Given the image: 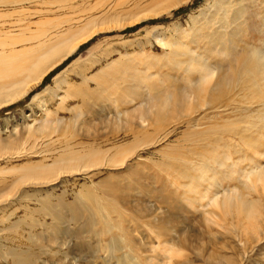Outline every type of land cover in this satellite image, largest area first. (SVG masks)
<instances>
[{
  "label": "rangeland",
  "instance_id": "rangeland-1",
  "mask_svg": "<svg viewBox=\"0 0 264 264\" xmlns=\"http://www.w3.org/2000/svg\"><path fill=\"white\" fill-rule=\"evenodd\" d=\"M117 14L125 18L122 26L112 22ZM130 16L137 18L135 26L129 25ZM92 19L112 23L95 28L92 38L33 91L0 109L2 142L27 129L40 134L45 125L59 124L50 136L31 138L22 151L0 158V264H127L133 254L142 264H170L168 251L177 249L178 239L186 240L188 257L174 264H218L208 255L221 253L225 244L234 247L222 252L227 259L264 264V219L259 239L249 243L242 259L238 251L243 245L227 229L228 221L208 222L214 210L198 199L207 191L222 194L236 188L242 193L244 174L264 167V102L252 99L247 85L239 83L228 96L212 92L223 101L193 114L177 113L161 130L149 125L161 95L173 92L182 102L190 94L187 79L200 78L189 67L194 54L216 68L215 89L237 57L249 49L264 52V0L0 1V42H8L0 45V54L54 42ZM38 32H45L40 40L24 42ZM133 56L147 81L135 90L133 80H112L109 85L118 83L121 89L111 85L104 102L96 91L97 75ZM134 91L133 99L125 96ZM140 110L145 120L136 116ZM22 115L25 120H18ZM127 115L133 117L130 125L124 124ZM66 123H73L75 137L61 132ZM143 138L150 140L141 144ZM120 147L130 149L115 162ZM92 150L107 151L97 165L50 180L15 182L26 169ZM6 193L11 194L7 199ZM80 255L84 258L78 261Z\"/></svg>",
  "mask_w": 264,
  "mask_h": 264
},
{
  "label": "bare ground",
  "instance_id": "bare-ground-1",
  "mask_svg": "<svg viewBox=\"0 0 264 264\" xmlns=\"http://www.w3.org/2000/svg\"><path fill=\"white\" fill-rule=\"evenodd\" d=\"M0 1L7 2L8 0H0ZM160 12L161 11H159V13ZM129 18L132 19L134 17L130 16ZM123 19L125 18L122 17L120 14H117V16L112 18V22L113 20H116V24L119 23L120 26H122L123 23H125L123 22L124 21ZM136 19H132V21L130 20L131 22L129 23V25L135 26L136 25L135 22L137 21ZM109 22L112 23L110 19L103 20L101 22L100 21L97 22V19H92L86 21L84 24L80 26L78 25L76 29L68 30L63 36H61L59 39H56V41L54 42L40 43V45H38L37 47L35 46V48L30 47V49L28 50L24 49V51L23 50L13 51L8 55L0 54V109L5 106L11 105L15 101L23 98L28 94L29 91H33L31 90V88H34L36 85L40 84L43 78L47 76L50 72H52L54 69H56L58 66H60V64H62V62L66 60L68 56H70L74 51L77 50V48L81 43L83 44L92 38L93 33L95 34L96 32L95 28H97L98 26L106 25ZM99 28H103V27H99ZM44 34L45 32L34 33L28 39L24 40V42L32 39L40 40ZM157 41L161 43L163 46L166 47L170 46V44L165 39L158 37ZM214 41L216 43L217 39H214ZM218 43L219 40L217 44ZM5 44H8V42H0L1 46H5ZM12 45H16V43ZM173 46H175L174 43ZM175 47L172 48L175 49ZM187 51H185V53H187ZM182 56H184V54H182ZM221 56L227 57V54L223 53L221 54ZM203 57H207V56H203ZM123 60L115 61V63L119 62V65H112L110 68L102 70V73L100 72L101 73L100 75H97L99 81H98V88H96V91L100 95V98L104 100V102L108 98L104 96V93L111 85L115 87L112 88V90L118 91V88L121 89V87L118 86V83L113 82V84L109 85V83L112 80L116 81L124 78V80H122L123 83L133 80L137 85L135 90H137L139 86H141L142 82L147 81V78H144L145 75L143 74V72L138 70V65L136 64V61L138 62V59L135 58V56H133L132 60L129 59L130 62H127L128 60L127 61L125 60L123 61ZM235 60L236 61L232 64V68H231L232 71L230 72V75L225 74L219 77L221 86H218L214 89L215 83L217 82V80L215 81V75H217L216 68L215 67L212 68L211 66H208L200 55L194 54V56L190 57V59L188 60L190 70L196 73L198 71L200 78L198 77L199 79H197L196 82L192 80L193 78L187 79V82L190 85L189 88L187 87L186 88L188 89V93L190 92V94L185 93L182 102L178 98L173 96V92H166L165 94L161 95V98L156 100L158 101L159 105L155 110L151 112L153 120L149 122V125L153 126L155 130H161L165 125L171 123L170 120L175 114L181 112L193 114L198 110V108L201 109L207 104H216L219 101H221L223 98H225V97L215 96L212 93L213 91H217L221 95L228 96L229 93L231 92L233 93V91L235 90V86H237V84L239 83L241 84V86L243 84L247 85L245 87L249 89L251 93V97H253L252 99H256L257 101L264 102V52H260L256 49H249L245 55H241L237 57ZM220 68H223V66L220 65ZM137 79H141V80L137 82L136 81ZM125 80L128 81L124 82ZM228 84L233 85L234 88L227 90L226 86ZM40 94L41 93H38L37 97H35L34 99L39 100L38 96ZM135 94H136L135 91L126 92L125 96L133 99ZM121 96H124V93H122ZM231 100H233V98ZM128 115L127 117H125L126 120V122L124 123L125 125L126 124L130 125L131 122L130 119L133 118ZM117 116H119L118 118H120V120L124 118V115L121 112ZM136 116H138L142 120H145L147 114L144 110H140L136 113ZM18 120L24 121L25 115L20 116ZM5 121L8 122L9 118H7ZM249 121H251L250 118H248V123ZM44 128L45 130L40 129V134L39 133L37 134L36 131L33 129H27L25 131L20 132L18 136L14 139L12 138L10 139L9 137L7 141L4 140L5 142H2L0 140V158H2V156H5L7 154H12L13 152L15 153L19 150L22 151L25 148L24 146L31 138L33 140L34 139L37 140L42 135L50 136L57 129H59V124L54 125L52 123H49L45 125ZM60 129L62 133H65V135L70 134L71 138L75 137L76 131L74 130L75 128L73 126V123H66V125L64 124V126H61ZM261 132L262 131H260V133ZM149 140L150 139H146V138L139 139L141 144L143 143L146 144ZM120 148L118 152H116V154L113 156V158L116 159L115 162L118 159L119 160L124 159V156L127 154L128 150L130 149V148H121V149ZM133 148L134 147H132V149ZM106 154L107 151H103V150L100 151L92 150L88 155L76 153L75 151L69 152L64 156L60 157L59 160H56V162L52 166H40L37 168L26 169L22 173V175L18 176L15 179V182L21 185L30 179L50 180L52 176L58 175L60 173H68V172L71 173L77 171L81 167H89L91 165H97L100 163V161L103 160ZM218 157L219 156H217V158ZM113 158L111 159L112 161ZM187 172L189 171L187 170ZM202 173L207 174L206 172H202ZM187 174L189 175V173ZM187 174H185V176H187ZM244 176L246 177L245 179L247 180L246 183L244 184L245 189L242 193H238L236 191L237 190L236 188L234 190H226L222 194H219L217 192L213 194L211 193L208 194L207 191L205 194L202 193V195H200L201 198H198V199H202V201L204 200L205 201L204 205L205 204L209 205L214 210V213L212 212L208 213V219H207L208 222H211L214 225L216 224L217 226V223H219L220 218L228 221L227 229L231 234H233L236 238H238L239 243L243 245V248H240V251H238V254L242 259L243 256L248 253L249 243H251L253 239L255 240L259 239L258 230L259 227L262 226V221L264 219V204H263V200L261 199L264 196V167L260 166L255 171L253 172L251 171V173L244 174ZM215 179L216 178H212L211 180L214 182ZM6 195H7L6 197L7 199L11 194L6 193ZM190 199L191 197L187 198V200ZM221 223H223V221ZM202 237L203 235H200L199 239H202ZM212 243H216V242L212 241ZM223 244H225V242H223ZM174 245L176 247L178 246L176 250H169V251L166 250V252L168 251L169 254L170 264L175 263L174 259H183V258L187 259L188 257V254L185 253V251L187 252L188 250V245L186 240L178 239L175 241ZM222 247L223 248L221 250V253L211 252L208 255L209 259L217 260L216 263L218 264H237L236 261L232 259H227L222 254V252L225 251V249L231 251L234 249V247L232 246V249H230L226 244L223 245ZM200 251H202V249ZM79 257L80 258L78 259V261L84 258L81 255ZM134 257H136L134 254L133 256H128L127 264L143 263V261L139 259V258L142 259V257L138 256L139 260L137 262L134 261ZM86 260L89 262L87 258ZM176 262H178V260ZM119 264H125V262L122 260L119 262Z\"/></svg>",
  "mask_w": 264,
  "mask_h": 264
}]
</instances>
